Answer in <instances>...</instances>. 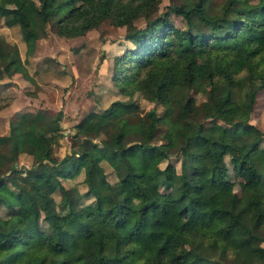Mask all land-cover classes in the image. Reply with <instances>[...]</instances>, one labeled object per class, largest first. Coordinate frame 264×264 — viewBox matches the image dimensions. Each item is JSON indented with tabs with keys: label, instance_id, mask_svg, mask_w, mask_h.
Returning <instances> with one entry per match:
<instances>
[{
	"label": "trees",
	"instance_id": "obj_1",
	"mask_svg": "<svg viewBox=\"0 0 264 264\" xmlns=\"http://www.w3.org/2000/svg\"><path fill=\"white\" fill-rule=\"evenodd\" d=\"M159 1L81 0L66 10L59 0L0 4L27 54L47 25L71 38L108 20L126 26L133 45L114 55L112 79L127 97L92 113L120 124L107 160L88 146L82 122L70 149L54 156L61 111L45 120L43 157L29 167L16 162L32 153L30 125L46 114L16 112L0 135V264H82L95 238L101 245L91 264H264V131H252L248 120H223L214 99L222 88V104L249 115L264 89V0H182L136 27L133 20ZM8 57L0 78L20 73L30 80L16 43ZM200 91L207 95L196 103L192 95ZM135 94L165 110L139 114ZM141 121L146 135L124 142ZM196 146L210 151L202 169ZM103 161L119 175L113 182ZM80 173L83 192L63 184Z\"/></svg>",
	"mask_w": 264,
	"mask_h": 264
},
{
	"label": "rangeland",
	"instance_id": "obj_2",
	"mask_svg": "<svg viewBox=\"0 0 264 264\" xmlns=\"http://www.w3.org/2000/svg\"><path fill=\"white\" fill-rule=\"evenodd\" d=\"M34 1L38 2V0ZM59 1L62 3V10L81 3V0ZM181 1L160 0L150 11L136 17L133 24L138 28L144 26L148 20L167 11L170 5ZM222 1L214 0V5L217 6ZM0 4L8 8L13 7L12 0H0ZM171 17L177 25L182 26L177 14L172 13ZM127 32L126 26L113 25L107 20L83 35L66 38L55 34L51 25H47L46 35L37 39L33 50L27 54L18 26L7 28L4 18L0 16V64L8 60L12 44L16 43L30 77L29 80L16 73L10 77L0 78V135L8 133L9 122L16 112L39 111L46 114L37 125H30L32 153L20 154L16 165L29 167L42 159L45 151L43 137L47 132L44 122L47 119H54L59 111L62 113L59 123L62 136L53 144L54 156L62 157L70 149L78 130L77 125L82 122L88 127V146L96 155L107 160L108 153L105 154V151L115 149V134L120 124L114 126L107 124L106 120L100 121L101 118L92 116V113L101 112L113 99L123 100L127 97L121 93L112 79L114 55L123 53L127 47H133L126 39ZM214 94V99L220 106L218 112L223 120H248L252 131L255 130L257 133L264 131V89L257 94L254 108L249 115L234 103L222 104V88L216 89ZM206 95L204 91H200L192 96L197 103L205 99ZM130 100L136 102L138 113L142 115L152 108H155L159 114L165 110L163 105L150 102L141 94L133 95ZM147 129V122L141 121L133 126L131 133L124 138V142H132L146 135ZM153 141L160 142V135L157 134ZM191 150L197 154L196 163L200 169L209 164L208 148L196 146L191 147ZM169 161H173L180 171L177 154L170 153ZM102 163L108 181L116 180L119 176L117 171L108 163L104 161ZM165 163H161V166ZM240 182V180L236 181L235 191H239ZM63 184L66 187L76 186L81 192L87 188L83 183V173L73 179L63 180ZM54 197L58 200V193H54ZM0 211H2L1 207ZM256 243L261 244V241L256 240ZM100 245V238L89 242V254L85 255L82 264H91L90 253L97 254Z\"/></svg>",
	"mask_w": 264,
	"mask_h": 264
},
{
	"label": "crops",
	"instance_id": "obj_3",
	"mask_svg": "<svg viewBox=\"0 0 264 264\" xmlns=\"http://www.w3.org/2000/svg\"><path fill=\"white\" fill-rule=\"evenodd\" d=\"M8 28V27H7Z\"/></svg>",
	"mask_w": 264,
	"mask_h": 264
}]
</instances>
